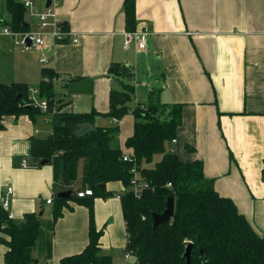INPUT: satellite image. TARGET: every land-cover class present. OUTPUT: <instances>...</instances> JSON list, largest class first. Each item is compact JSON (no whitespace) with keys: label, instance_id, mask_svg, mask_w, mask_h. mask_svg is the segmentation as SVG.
Here are the masks:
<instances>
[{"label":"crops","instance_id":"crops-1","mask_svg":"<svg viewBox=\"0 0 264 264\" xmlns=\"http://www.w3.org/2000/svg\"><path fill=\"white\" fill-rule=\"evenodd\" d=\"M29 1L39 6L41 0ZM123 2L62 1L57 16L77 41L48 39L34 56L22 57L15 42L18 34L2 32L9 28V16L5 0H0V80L10 78L0 82L38 88V82L49 78L42 68L49 67L56 74L53 91L70 100L67 109L104 113L110 89L119 88L107 75L109 65H129L134 71L132 106L145 102L154 90L161 102L182 104V121L168 148L184 161L200 160L217 192L231 198L253 229L264 234V0H134L135 30L148 32L142 50L122 48L127 30ZM25 21L27 31L39 30L38 21ZM41 56L47 66L39 65ZM38 118L50 122L46 114L34 119L9 115L1 121L0 197L12 187L6 212L16 220L40 211L51 218L52 202L45 200L53 197L52 166L29 163L30 138L52 131L46 126L42 133ZM133 122L132 114L119 120L100 114L94 118V125L118 127L113 144L126 153L130 149L124 141ZM23 159L28 166H21ZM105 187L113 193L93 199L101 252L110 255V264H129L123 257L127 236L118 195L124 187L120 182ZM88 223V207L70 202L55 222L50 257H38L34 264H60L61 257L81 251L88 242ZM5 250L0 243V264Z\"/></svg>","mask_w":264,"mask_h":264},{"label":"trees","instance_id":"trees-1","mask_svg":"<svg viewBox=\"0 0 264 264\" xmlns=\"http://www.w3.org/2000/svg\"><path fill=\"white\" fill-rule=\"evenodd\" d=\"M5 10L9 16L5 24L11 30L27 31V9L21 0H5ZM123 12L126 29L135 30L134 0H124ZM62 27L66 30L67 26ZM41 73L49 77L38 88L49 109L55 105L51 114L31 103L25 83L0 82V126L9 115L28 114L33 119L49 115L52 131L46 137L30 138L29 163L40 166L42 159H48L53 169L50 219L27 212L16 220L0 209V243L6 246L3 264H34L38 257L49 258L55 222L74 201L88 207V242L81 251L61 257L60 264H110V255L101 252L102 230L93 222V199L113 193L105 187L109 182L124 187L118 195L126 251L135 255L138 264H187L183 253L189 243L190 264H264V234L253 229L231 198L217 192L213 180L204 176L200 160L184 161L168 148L182 121V104L161 102L154 90L145 102L132 106L133 68L112 62L107 75L119 88L110 89L108 110L77 112L66 108L69 99L53 91V70L44 67ZM128 113L134 122L124 141L130 149L129 158L124 159L125 152L113 144L118 127L94 125V118L100 114L119 120ZM85 123L89 124L86 133L76 135ZM261 174L264 180V169ZM133 178L145 184L137 193L132 189ZM84 189H91L92 194L79 197L77 192ZM64 190H70V197L56 196ZM170 196L174 197L172 218L153 227L152 213H161Z\"/></svg>","mask_w":264,"mask_h":264},{"label":"built area","instance_id":"built-area-1","mask_svg":"<svg viewBox=\"0 0 264 264\" xmlns=\"http://www.w3.org/2000/svg\"><path fill=\"white\" fill-rule=\"evenodd\" d=\"M60 1L64 0H50V4L45 8V11L38 12V9L32 4L31 1L25 0L24 6L27 9L25 19L27 20L30 15L38 16V31H24V32H14L10 30L8 27H4L2 32L6 35H17L18 38L15 41L16 44L23 47L25 50H29L30 47L33 49L38 46L44 45L47 43L48 39L56 40V41H64L69 40L71 42H76L77 37L76 34L71 32L70 30H65L62 27V21L57 16L56 8ZM148 32L146 30H125L123 32L122 39V48L124 50H128L131 46H134L136 50H142L146 46ZM40 63L47 62V58L45 56H41L39 58ZM30 93V101L32 104L40 108V110L44 113L51 114L55 111V105L52 106V109H49V103L46 97L40 95L39 88H29ZM175 141V138L171 140ZM124 159H128L129 155L125 152ZM21 166H28L27 160H21ZM135 177L137 175L136 171L133 170ZM145 186L144 183H137L136 178L132 179V189L135 193L139 192ZM12 194V187L8 186L5 192L0 197L1 207L5 211H7V206L9 204V200ZM91 189H84L77 192L79 197L85 195H91ZM46 203H51V198L45 200ZM8 216L12 217V214L8 212ZM124 258L129 262V264H138L135 255L130 251H125Z\"/></svg>","mask_w":264,"mask_h":264},{"label":"water","instance_id":"water-1","mask_svg":"<svg viewBox=\"0 0 264 264\" xmlns=\"http://www.w3.org/2000/svg\"><path fill=\"white\" fill-rule=\"evenodd\" d=\"M50 4V0H46L45 7H47ZM89 129V124H83L79 130L76 132V135H82L86 133V131ZM48 159H42L40 161L41 165L47 164ZM100 188L103 189L104 185L100 184ZM57 197L59 198H68L70 197V190H64L60 191L56 194ZM42 211L39 212V216H41ZM174 214V197L170 196L167 197L166 202H165V208L161 213L158 212H153L152 213V226L156 227L158 224L169 220L172 218ZM190 250H191V243L187 244L185 251L183 253V256L186 258V263L190 264Z\"/></svg>","mask_w":264,"mask_h":264},{"label":"rangeland","instance_id":"rangeland-1","mask_svg":"<svg viewBox=\"0 0 264 264\" xmlns=\"http://www.w3.org/2000/svg\"><path fill=\"white\" fill-rule=\"evenodd\" d=\"M62 1H60L59 2V4L61 3ZM58 4V5H59ZM35 8L36 9H38V12H43V11H45V8H44V0H41V1H39V6L37 5V6H35ZM38 21V16H36V15H30L29 16V22H32V21ZM17 49L18 50H20L21 51V56L22 57H24L23 55H32V56H34L35 54H36V49H33L32 47H30L29 48V50L28 51H24V49L22 48V46L20 47V45L19 46H17ZM16 52V49L14 48L13 49V53H15ZM14 59H15V61H16V58L14 57ZM40 66L42 65V66H47V62H45V63H41V64H39ZM0 81H10V78H9V80H0ZM39 83V82H38ZM37 83V84H38ZM37 87H38V85H37ZM134 98V97H133ZM132 98V99H133ZM139 99H141V97H138ZM130 113H128V115H129ZM127 114L125 115V116H123L122 118H125L126 116H128ZM39 119V118H38ZM36 126L38 127V128H42V133H46V126L48 127V129L51 127V124H50V122L49 121H47V122H44V121H42L41 119H39V120H37V124H36ZM127 130H129V126H128V128H127ZM42 136L44 135V134H41ZM41 137V136H40ZM80 168H81V165H80ZM47 212H45V214L42 216L43 217V219L44 220H46V218L48 217L47 216ZM32 253L34 254V253H36V250H33L32 251ZM123 257H124V255H123ZM125 259V258H124Z\"/></svg>","mask_w":264,"mask_h":264}]
</instances>
